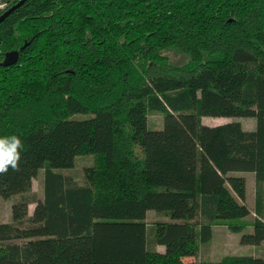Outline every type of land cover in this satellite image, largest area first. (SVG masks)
<instances>
[{"label": "trees", "instance_id": "16d2710c", "mask_svg": "<svg viewBox=\"0 0 264 264\" xmlns=\"http://www.w3.org/2000/svg\"><path fill=\"white\" fill-rule=\"evenodd\" d=\"M13 50L0 136L23 147L20 170L0 175V196H18L0 264H264L196 260L216 225L245 230L250 173L256 217L241 241L264 243V0H27L0 22V62ZM85 155L83 183L57 171ZM150 210L170 220L149 228Z\"/></svg>", "mask_w": 264, "mask_h": 264}, {"label": "rangeland", "instance_id": "374dc122", "mask_svg": "<svg viewBox=\"0 0 264 264\" xmlns=\"http://www.w3.org/2000/svg\"><path fill=\"white\" fill-rule=\"evenodd\" d=\"M5 1L14 0H0V12L5 7ZM169 63L175 65H183L187 62L188 56L180 53H170L168 56ZM84 118L86 116H78ZM231 121H239L246 129H253L256 126L255 118H243V117H204L202 120L203 126L212 127L221 125ZM150 124L153 128L162 127V116L160 114H152L150 116ZM93 162L91 155L80 156L77 158L75 166L71 169L57 170L66 175L72 176L77 182L83 183L85 179V168L90 166ZM44 170H40L38 176L33 181L32 190L28 193L31 196L43 199L44 197ZM254 189V188H253ZM18 196H14L9 199H5L0 196V222H11L12 217V204L14 199ZM35 204L30 205V213H32ZM252 207V206H251ZM253 208H251L252 210ZM254 212V209H253ZM252 212V213H253ZM170 217L155 213L153 210L148 212L146 222L151 228L158 221H169ZM254 220V216L246 217V219L239 220L246 223V230L252 229L251 223ZM195 222V221H193ZM237 220L229 221L215 226L214 239L208 244H203L199 248V255L196 257L198 262H219L223 257L227 255H242V254H256L264 255V243L260 246L242 243V233L232 231V225H235ZM203 264V263H202Z\"/></svg>", "mask_w": 264, "mask_h": 264}, {"label": "clouds", "instance_id": "9594fccd", "mask_svg": "<svg viewBox=\"0 0 264 264\" xmlns=\"http://www.w3.org/2000/svg\"><path fill=\"white\" fill-rule=\"evenodd\" d=\"M23 142L16 134L0 136V175L7 174L9 168L20 170Z\"/></svg>", "mask_w": 264, "mask_h": 264}, {"label": "water", "instance_id": "95a60500", "mask_svg": "<svg viewBox=\"0 0 264 264\" xmlns=\"http://www.w3.org/2000/svg\"><path fill=\"white\" fill-rule=\"evenodd\" d=\"M27 0H19L16 4H14L12 7L7 9L2 16H0V22L4 20L6 17H8L12 12H14L16 9H18L20 6H22ZM20 52L18 50H13L10 52H7L5 55V58L0 64L4 66H10L14 63H16L19 59Z\"/></svg>", "mask_w": 264, "mask_h": 264}, {"label": "crops", "instance_id": "0c3cea01", "mask_svg": "<svg viewBox=\"0 0 264 264\" xmlns=\"http://www.w3.org/2000/svg\"><path fill=\"white\" fill-rule=\"evenodd\" d=\"M6 2V1H5ZM255 128V126H254ZM253 128V129H254ZM247 200H246V203L248 204V206L250 208H255V202H256V190H255V180H254V175L253 174H248L247 175ZM254 188V189H253ZM252 206V207H251ZM253 209H252V212H253ZM254 216V218L256 217V214L255 212H253L250 216ZM249 217V216H248ZM7 222V221H5ZM0 223H4L3 222H0ZM251 226V225H250ZM253 228V227H252ZM252 232V229L250 228V230H244V232ZM243 232V233H244ZM214 233H215V227H214ZM243 233L241 235H243ZM214 236V235H213ZM214 239V237H213Z\"/></svg>", "mask_w": 264, "mask_h": 264}, {"label": "built area", "instance_id": "2783aa9c", "mask_svg": "<svg viewBox=\"0 0 264 264\" xmlns=\"http://www.w3.org/2000/svg\"><path fill=\"white\" fill-rule=\"evenodd\" d=\"M6 3H7V2H5V4H4V5H5V7H6Z\"/></svg>", "mask_w": 264, "mask_h": 264}]
</instances>
